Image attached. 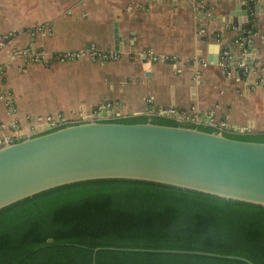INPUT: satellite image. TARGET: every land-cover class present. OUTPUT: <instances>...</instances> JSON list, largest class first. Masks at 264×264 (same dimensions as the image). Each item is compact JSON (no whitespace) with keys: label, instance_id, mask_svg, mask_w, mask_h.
Segmentation results:
<instances>
[{"label":"crops","instance_id":"1","mask_svg":"<svg viewBox=\"0 0 264 264\" xmlns=\"http://www.w3.org/2000/svg\"><path fill=\"white\" fill-rule=\"evenodd\" d=\"M195 2L0 0V92L15 106L12 114L0 100V123L17 120L27 133L48 116L80 118L108 102L127 116L171 110L264 132V0H206L209 16ZM240 5L246 15L235 14ZM89 47L118 58L102 61ZM223 48L252 66L241 81L219 64ZM144 51L175 61L144 60ZM10 135L0 126V143Z\"/></svg>","mask_w":264,"mask_h":264},{"label":"trees","instance_id":"2","mask_svg":"<svg viewBox=\"0 0 264 264\" xmlns=\"http://www.w3.org/2000/svg\"><path fill=\"white\" fill-rule=\"evenodd\" d=\"M245 29H251L250 23ZM104 121L182 125L163 115ZM185 126L219 133L214 127ZM221 133L264 142V132ZM95 248L206 252L264 264V206L151 181L109 178L57 186L0 209V264H92ZM95 264L246 263L195 254L102 249Z\"/></svg>","mask_w":264,"mask_h":264},{"label":"water","instance_id":"3","mask_svg":"<svg viewBox=\"0 0 264 264\" xmlns=\"http://www.w3.org/2000/svg\"><path fill=\"white\" fill-rule=\"evenodd\" d=\"M245 8L240 5L235 14L246 15ZM161 115L178 122L187 118L171 110ZM107 117L112 113L0 143V209L57 186L109 178L151 181L264 206V142L184 125L105 122ZM102 249L195 254L254 264L233 255L116 248H95L92 264Z\"/></svg>","mask_w":264,"mask_h":264},{"label":"built area","instance_id":"4","mask_svg":"<svg viewBox=\"0 0 264 264\" xmlns=\"http://www.w3.org/2000/svg\"><path fill=\"white\" fill-rule=\"evenodd\" d=\"M195 6H197V8L199 9V11L201 13H203L204 16H209L210 15V11H209V7L208 4L206 2V0H196L195 2ZM242 30H240L239 36L236 39V42L238 43L239 46H241L245 51L247 49L248 46V40L247 37H245L243 35ZM244 51V52H245ZM89 52L92 56H94L95 58H98L102 61L105 60H109V59H117L118 58V54L115 51H109V52H101V51H96L95 49L89 47ZM57 58H68L71 57V54H64V55H57ZM141 57L144 60H150V61H158V62H173L175 61V57H169V56H157L155 54H152L150 51H144L141 53ZM219 64L223 67L225 73H229L230 71H234L236 74V79L237 81H241L244 76L249 73L252 70V66L246 61L245 58H239V59H235L232 54L230 53V51L227 48H223L220 51V55H219ZM5 67H0V76L4 73ZM0 100H4L7 105L8 108L11 110L12 114L14 113V103L11 99V97L9 96V94L7 93H1L0 92ZM112 113V117L115 116H119V113H116L114 111V106L111 103L105 102V103H101L100 105H98V107H96L94 113H91L89 115H81L80 118H82L84 121L87 119V117H91L94 118L95 116H98L102 113ZM112 117H107L106 119L112 118ZM62 119L61 117L59 118H52V117H46L44 119L43 124H45L46 126H48V128L50 127H54L57 123L61 122ZM189 121L195 122V123H200V120L197 118H193V119H189ZM36 122H41V119H37ZM41 122V123H42ZM40 123V125H42ZM206 125L209 126H213L214 123L211 119V116L209 115V117H207V120H205L204 122ZM1 127H7L10 131H11V135L18 138L22 136V127L20 125V123L17 120H11L10 122H8L7 124H3L0 123ZM11 138L10 137H5L4 142L8 143Z\"/></svg>","mask_w":264,"mask_h":264},{"label":"rangeland","instance_id":"5","mask_svg":"<svg viewBox=\"0 0 264 264\" xmlns=\"http://www.w3.org/2000/svg\"><path fill=\"white\" fill-rule=\"evenodd\" d=\"M92 113H94V111L92 112ZM117 113H119L120 115L118 116V117H120V116H127L125 113H123V112H117ZM156 115H158V114H156V113H153V115H151L150 113H148V114H146V116L151 120L153 117H155ZM60 118V117H59ZM115 118H117V116H115V117H112V118H109V119H115ZM61 119H62V121L61 122H59V123H57L54 127H50V128H48V126H47V128H43L42 126H36V127H30L29 129H28V132L26 133V132H23V129H22V136L21 137H18V138H16V137H14V136H12V135H10V136H7V137H10L11 139V141H9L8 143H11V142H13V141H15V140H20V139H23V138H26V137H28V136H35V135H37V134H42V133H46V132H48L49 130H52L53 128L55 129L57 126H62V125H70V124H74V123H81V122H84V120L82 119V118H64V117H61ZM109 119H105V120H109ZM180 122V124H182V125H186V124H191V123H193L192 121H189V120H187V119H183V120H181V121H179ZM193 124H196V123H193ZM197 126H207V127H214V128H217V129H219V132L221 133L222 131H223V128L222 127H219V126H209V125H205V124H196ZM215 125V124H214ZM37 127H38V129H37ZM5 139V138H4ZM4 139H3V141H4ZM5 142H3V144H4Z\"/></svg>","mask_w":264,"mask_h":264}]
</instances>
